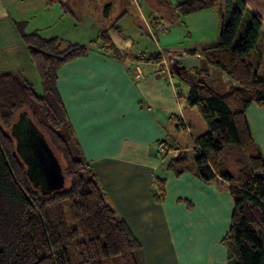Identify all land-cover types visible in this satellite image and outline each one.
Returning <instances> with one entry per match:
<instances>
[{
    "label": "crops",
    "instance_id": "obj_1",
    "mask_svg": "<svg viewBox=\"0 0 264 264\" xmlns=\"http://www.w3.org/2000/svg\"><path fill=\"white\" fill-rule=\"evenodd\" d=\"M184 1L0 0V24L8 28L9 38L8 44L0 46V75H22L33 69L29 56L17 59L4 51H26L18 24L23 25L25 34L36 33L44 40L56 38L82 45L89 41L85 57L58 70L56 88L81 157L106 202L140 245L139 261L228 264L221 240L230 225L231 196L189 173L175 176L166 169L167 162L180 152L195 154V137L187 121V108H192L186 102L190 83L173 72L167 74L161 57L163 53L169 57L171 52L199 56L202 50L215 46L233 0H215L211 8L178 15L174 8ZM242 1L246 15L261 20L260 38L252 55L261 74L264 0ZM129 23L130 35L140 36L142 29L152 45L128 52ZM103 31L118 56L100 44L98 37ZM118 39L126 41L123 46L114 43ZM190 51L194 52L191 56L187 54ZM225 78L206 81L223 90ZM245 118L251 141L264 159V106L249 105ZM158 143L164 147L163 153L155 150Z\"/></svg>",
    "mask_w": 264,
    "mask_h": 264
},
{
    "label": "trees",
    "instance_id": "obj_2",
    "mask_svg": "<svg viewBox=\"0 0 264 264\" xmlns=\"http://www.w3.org/2000/svg\"><path fill=\"white\" fill-rule=\"evenodd\" d=\"M232 3L217 44L202 50L199 57L236 87L217 90L202 78L190 84L187 105L197 107L207 131L195 137L194 155L180 152L167 162L166 169L175 176L189 173L229 193L233 209L229 229L221 240L227 262L264 264V159L251 141L245 118L249 105L264 106V71L258 74L252 61L262 25L257 15H246L242 0ZM214 5L215 0H185L174 9L184 16ZM17 30L27 46L42 94L37 95L21 75H0V264H72V256L77 261L74 264H104L111 257H119L120 264H141L139 243L106 202L76 143V158L64 148L70 178L67 190L42 193L29 180L10 135L11 126L17 114L31 112L34 118L41 117L39 122L49 136L55 137L64 126L73 138L56 88L57 72L64 64L85 57L89 49L71 42L61 49L62 40L25 34L22 24ZM98 39L118 56L106 31ZM198 75L207 76V72ZM233 149L239 156L231 161ZM226 163L229 166L225 167ZM53 193L57 195L50 203L67 205L65 218L62 213L51 217L47 212L49 203L43 198ZM159 195L162 198L161 185ZM68 218L73 225L68 224Z\"/></svg>",
    "mask_w": 264,
    "mask_h": 264
},
{
    "label": "rangeland",
    "instance_id": "obj_3",
    "mask_svg": "<svg viewBox=\"0 0 264 264\" xmlns=\"http://www.w3.org/2000/svg\"><path fill=\"white\" fill-rule=\"evenodd\" d=\"M70 8V7H69ZM71 9V8H70ZM103 11V7L99 8L97 11V14L100 16L102 14ZM131 12H132V8H131ZM129 22L132 23L131 20H128ZM104 26V25H103ZM126 27H129L127 29V31L129 32V36H130V45L129 47V51L128 52H137V51H141L143 50L146 45H152L150 39L148 38V36L145 34V32L141 29L139 30L140 36H133L130 35L131 34V24H127ZM72 28V27H70ZM8 36V28L4 25V24H0V46L3 47L5 44H8L9 38ZM76 40L78 42H82L80 39L76 38ZM22 41V40H21ZM126 41L123 39H118L115 40L114 43L119 45V46H123V44ZM23 43V41H22ZM24 44V43H23ZM79 45H82L80 43H78ZM90 44L89 41H86V43H84L83 45L86 46L87 48H90ZM92 44V43H91ZM101 44V43H100ZM66 46H68V41H63L61 44V49L65 48ZM96 46V45H95ZM1 52H3L2 50H0ZM7 52V56H11L13 58H17V59H21L22 56L24 55L25 57L29 56V52L28 49L26 47V51L25 52H21V49L16 50L13 53H9V51L4 50ZM170 56H176L178 55L179 58H184L187 57L186 53H181L178 54L177 52H171V54H169ZM167 55L165 53H163L162 57L161 56H156V57H161L162 58V64L166 65L167 68ZM155 57V56H154ZM192 57H198L199 56H192ZM160 58V59H161ZM15 62L17 63V60L14 59ZM29 64H31L30 59H29ZM22 78L26 79V81L31 85L33 91L37 94V95H41L42 94V90H41V86H40V81L38 76L36 75L34 69L29 71H26L24 73H21ZM163 76H165V74H163ZM175 81L177 82V79L175 77ZM190 111V112H189ZM187 121L190 124L191 127V132L194 135V137L202 134L203 132L207 131L206 125L203 121V119L201 118L197 107H192V108H187ZM18 115V114H17ZM27 117H29L32 122L34 123V125L37 127V129L43 133V135L45 136L47 143L50 145L51 149L53 150V153L55 154L64 174H65V183H64V190H67L70 186V178L67 176L66 174V169L68 167L67 162L64 158V148H66L67 151H69L72 159L76 158V146H75V142L73 140V138L71 137L68 128L67 127H60L57 131H56V136L52 137L49 136L47 134L46 128L39 122V120H41V117L38 116L37 118H34L33 115L31 114V112H27L26 113ZM17 117V116H16ZM16 120V118H15ZM38 122H37V121ZM5 130L7 131V129L5 128ZM18 130L21 131V133L23 134L22 138L25 139V131H26V125L24 123H21L20 127H18ZM59 137V138H58ZM62 140L64 142H62ZM189 140V139H188ZM169 142H173L171 139L169 140ZM188 147H192L190 143H188ZM190 152V151H188ZM230 156V160H234L235 158H237L239 155L237 154V151L235 149H233L232 153L229 155ZM22 160V157H20ZM23 161V160H22ZM84 166V165H83ZM229 168V167H228ZM232 168H229V170ZM83 170H85L84 172H87L88 170L86 168H83ZM84 177H89V173H84L83 175ZM58 193V192H57ZM57 193H53L52 195L46 196L43 199L46 200L49 204L47 206V212L49 213V215L52 216H58V215H63V217L65 218V214L67 211V205L65 202H60V201H55V203H50L51 199H54L53 197L55 195H57ZM56 198V197H55ZM68 224L69 225H73V222L71 221V219L68 218ZM69 253L71 254L72 251L70 249ZM72 256V255H71ZM71 263L74 264L76 261V258H74L73 256L71 257ZM104 264H120V259L119 257H111V258H107L104 260Z\"/></svg>",
    "mask_w": 264,
    "mask_h": 264
},
{
    "label": "water",
    "instance_id": "obj_4",
    "mask_svg": "<svg viewBox=\"0 0 264 264\" xmlns=\"http://www.w3.org/2000/svg\"><path fill=\"white\" fill-rule=\"evenodd\" d=\"M167 61L171 72L190 84L199 78L211 80L213 75L223 77V73L207 66L206 61L202 58L169 56ZM199 71L207 72V76L198 75ZM224 81L228 83L226 89L236 87L227 78ZM21 123L26 125L25 139L22 138L21 131L18 130ZM10 135L15 141L16 152L19 158L22 157L23 161H21L26 167V174L32 185L39 188L42 193L62 190L65 183L62 168L43 134L27 117L26 112L18 114L11 126Z\"/></svg>",
    "mask_w": 264,
    "mask_h": 264
},
{
    "label": "built area",
    "instance_id": "obj_5",
    "mask_svg": "<svg viewBox=\"0 0 264 264\" xmlns=\"http://www.w3.org/2000/svg\"><path fill=\"white\" fill-rule=\"evenodd\" d=\"M184 58H185V57H184ZM166 73H167V74H170V73H171V70H170L169 65H167ZM155 150H156L158 153H163V152H164V148H163V146H162L161 144L156 145Z\"/></svg>",
    "mask_w": 264,
    "mask_h": 264
}]
</instances>
